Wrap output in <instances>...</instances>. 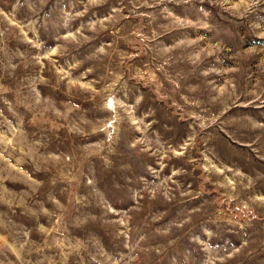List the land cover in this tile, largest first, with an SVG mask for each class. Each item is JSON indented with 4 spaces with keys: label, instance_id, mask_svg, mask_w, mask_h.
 Segmentation results:
<instances>
[{
    "label": "rangeland",
    "instance_id": "374dc122",
    "mask_svg": "<svg viewBox=\"0 0 264 264\" xmlns=\"http://www.w3.org/2000/svg\"><path fill=\"white\" fill-rule=\"evenodd\" d=\"M0 264H264V0H0Z\"/></svg>",
    "mask_w": 264,
    "mask_h": 264
}]
</instances>
